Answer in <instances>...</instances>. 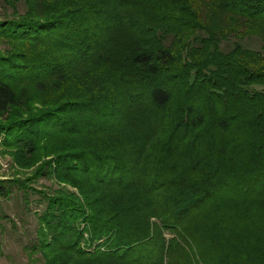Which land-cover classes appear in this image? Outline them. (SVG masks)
<instances>
[{
    "label": "trees",
    "instance_id": "obj_1",
    "mask_svg": "<svg viewBox=\"0 0 264 264\" xmlns=\"http://www.w3.org/2000/svg\"><path fill=\"white\" fill-rule=\"evenodd\" d=\"M3 2L0 144L78 191L0 182L45 202L28 250L264 264V0Z\"/></svg>",
    "mask_w": 264,
    "mask_h": 264
},
{
    "label": "rangeland",
    "instance_id": "obj_2",
    "mask_svg": "<svg viewBox=\"0 0 264 264\" xmlns=\"http://www.w3.org/2000/svg\"><path fill=\"white\" fill-rule=\"evenodd\" d=\"M4 4L3 0H0V18L6 14ZM241 43L244 47L254 50H260L262 46L261 40L257 37L245 38ZM230 48L231 46H228L226 50ZM5 50L4 45L0 43V52H5ZM45 95L37 92L33 95V99L40 103L41 99L46 100ZM110 143L112 142L110 141ZM14 153L15 151L7 150L0 144V182L18 180L27 182L35 190L55 191L64 188L78 193L74 187L60 183L56 178L49 180L34 175L37 166L27 169L24 166L25 162L20 159L21 157ZM111 194L109 192L106 194L107 199L111 197ZM27 196L23 191L15 188L9 198L0 197V224H2L0 225L2 226L0 228L2 231L0 232V264H45L40 254L28 250L36 239L37 219L35 215L42 212L45 202L40 200L41 196L38 192L30 189ZM150 220L152 224L157 222L156 219L151 218Z\"/></svg>",
    "mask_w": 264,
    "mask_h": 264
}]
</instances>
